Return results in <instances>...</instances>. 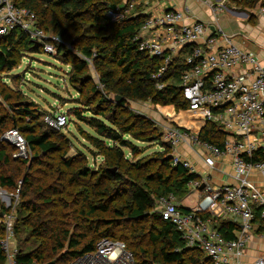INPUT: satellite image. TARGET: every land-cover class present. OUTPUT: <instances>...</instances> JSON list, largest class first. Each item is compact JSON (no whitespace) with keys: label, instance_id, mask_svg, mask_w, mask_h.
I'll return each mask as SVG.
<instances>
[{"label":"trees","instance_id":"obj_1","mask_svg":"<svg viewBox=\"0 0 264 264\" xmlns=\"http://www.w3.org/2000/svg\"><path fill=\"white\" fill-rule=\"evenodd\" d=\"M129 1L14 0L16 5L34 11L37 26L91 59L104 91L99 92L96 82L88 84L89 63L55 42L56 55L69 67L68 81L80 95L75 101L78 105L69 112L93 128L94 134L84 133L94 154L102 158L93 165L81 151L68 154V139L42 121V110L22 92L0 82V98L5 102L0 101V187L8 192L18 189L13 221L18 264H45L52 259L54 264H68L77 255L93 250L101 237L122 240L133 253L135 264H213L200 248L185 245L175 225L161 217L156 204L160 196L169 193L177 200L188 194V182L198 175L171 164V146L161 140L155 122L133 111L127 102L147 100L172 105L175 112L186 111L188 102L181 93L180 75L186 68L181 53L187 49L153 77L163 58L138 50L133 40L146 17L135 14L140 6L134 5L130 19L111 21L106 17L107 9ZM257 1L235 2L249 8ZM260 4L264 6V0ZM40 50L33 47L24 31L11 30L0 45V80L2 73L20 64L24 53ZM156 82L164 85L157 88ZM85 110L89 117L83 114ZM9 128H16L24 137L29 158L13 156L16 147L1 138ZM224 134L217 122L206 120L197 137L222 148ZM129 138L156 142L161 148L139 155V146ZM244 157L264 160L260 150ZM254 212L253 232H264L260 208L254 207ZM214 219L226 238L233 237L237 227L233 222L225 217Z\"/></svg>","mask_w":264,"mask_h":264},{"label":"built area","instance_id":"obj_2","mask_svg":"<svg viewBox=\"0 0 264 264\" xmlns=\"http://www.w3.org/2000/svg\"><path fill=\"white\" fill-rule=\"evenodd\" d=\"M204 2L209 5L215 20L217 14L226 8L225 0ZM134 5V0L116 5L107 9L106 17L111 21L124 19L133 15ZM254 6L264 15L260 0ZM190 13V8L183 5L148 14L134 33L133 40L138 50L163 58V64L153 77L163 73L167 63L183 48L187 49L183 54L186 68L180 75L181 93L188 102L187 111H200L204 121L217 122L226 133L224 145L220 148L202 141L197 132L187 126L169 122H159L161 138L170 144L172 151L178 143L187 139L200 145L211 154L204 156V162L210 167L214 164L213 157L223 152L230 153L232 176L236 181L213 186L199 178L190 180L187 184L190 189L204 183L202 194L191 208H180L176 197L169 193L156 200L157 209L164 220L175 225L186 246L200 248L213 264H242L244 248L254 228V207H259L264 217V190L249 179V172L253 169L264 172V160L249 161L244 157L256 150H260L264 157V65L219 25L213 33H208L202 21L181 23ZM15 28L24 31L32 42H38L40 51L55 56V42H60L92 67L91 59L81 55L68 41L37 26L33 10L16 5L14 0H0V45ZM163 85L156 82L157 88ZM41 119L47 126L60 130L67 125L69 117L66 110L56 108L42 112ZM257 128H262V137L258 139L254 137ZM1 138L16 147L13 156L30 157L27 143L16 128L5 130ZM171 164H180L189 172L195 171L191 161L176 151L171 154ZM18 199V189L8 192L0 187V225L3 229L0 237L3 258L0 264H18L13 228ZM217 217H225L237 226L233 237L226 238L217 228L214 219ZM68 264L135 263L133 253L122 240L101 237L93 250L77 255ZM250 264H264V256L255 257Z\"/></svg>","mask_w":264,"mask_h":264},{"label":"rangeland","instance_id":"obj_3","mask_svg":"<svg viewBox=\"0 0 264 264\" xmlns=\"http://www.w3.org/2000/svg\"><path fill=\"white\" fill-rule=\"evenodd\" d=\"M235 1L236 0H225L226 8H223V11L219 16V24L221 25L222 30L227 33L233 32L236 29L235 23L231 21L235 19L236 16L230 14L228 12L229 9H227L231 7L235 10H240L238 8L240 5ZM225 15L228 17L226 18ZM64 61L65 60L60 55L53 56L52 54L43 51H28L27 53H24L23 57H21V62L16 68L1 74L0 82H5L7 86L13 90H19L22 92L26 99L33 101L36 104V107L41 110L52 111L56 108L66 110L69 116L67 125L63 129L55 130L68 139L69 148L67 153L74 154L81 151L85 154L87 161L90 164L96 165L102 161V158L99 155L94 154V148L84 137L85 132L94 134L93 128L85 121L77 118L69 112L70 107L78 105L75 101L76 98L79 99L80 95L77 93L75 86L68 81V66ZM88 73L91 78V81L88 84L96 82L98 84L97 87L99 92L103 93V87L98 83V77L94 72L93 67H89ZM107 95L109 96V94ZM0 101L5 103L1 98ZM127 102L133 111L139 112L141 110H146V112L152 116L153 121L158 123L156 127L160 132L162 128L159 125V122H169L177 126H184L172 122L163 115H160L158 112L159 110L153 105V103L147 102V100H127ZM83 114L86 117L90 116V112L87 110L83 111ZM195 115L196 114L192 111H182L181 117L184 120L183 123H194V127H200L201 122H203V124L205 123L201 116L196 117ZM131 140L139 146L141 150L139 155H150L161 148L160 144L156 142ZM124 149L125 152L128 151V149ZM195 198L196 195L193 193L190 200H195ZM251 235H253V232L250 233V236Z\"/></svg>","mask_w":264,"mask_h":264},{"label":"crops","instance_id":"obj_4","mask_svg":"<svg viewBox=\"0 0 264 264\" xmlns=\"http://www.w3.org/2000/svg\"><path fill=\"white\" fill-rule=\"evenodd\" d=\"M136 5L140 7L136 10L135 14L141 13L144 16L159 13L165 9L180 8L183 5H187L190 8L191 13L190 15H186L181 20V23L190 24L195 20L202 21L207 26L208 33H213L217 25L221 27L219 24V16L223 10L217 14V19L215 20L209 5L205 3L204 0H135V6ZM238 8L240 10H235L231 7L227 8L229 9L228 12L230 14L236 16L235 19L231 20L235 23L236 29L233 32L226 33L232 34L233 39L237 44H239L244 50L251 52L258 61L264 65V15L254 6L249 8L240 6ZM225 17L227 18L228 16L225 15ZM181 56L183 57V53H181ZM153 105L159 110L158 112L160 115H163L172 122L187 126L194 132H198L203 126V122H201L200 127H194V123H183L184 120L181 117L182 111L175 112L172 105ZM45 111L46 110H42V112ZM139 112L152 119V116L148 114L146 110H141ZM193 113L196 114V117L201 115L200 111H194ZM254 137L256 139L262 137V128H257L254 131ZM225 138L226 133L224 134L223 139L225 140ZM173 151L178 152L181 156L191 161L195 168L194 172L198 175L199 179L210 185L217 186L223 183H233L236 181L232 176L233 165L232 155L230 153L223 152L219 156L213 157L214 164L210 167L204 162V156H211V154L207 150H204L200 145L190 142L188 139L178 143ZM173 151L171 149L170 154H172ZM249 179L264 190V172L253 169L249 172ZM193 193H195L196 198L191 201L190 197ZM201 194L202 189H199V187L196 189L193 188L190 189L188 194L178 200L176 199V201L179 205L191 208ZM235 231L236 227L233 229V233ZM257 256H264V232H253V235L250 236L244 248L241 262L242 264H250Z\"/></svg>","mask_w":264,"mask_h":264},{"label":"water","instance_id":"obj_5","mask_svg":"<svg viewBox=\"0 0 264 264\" xmlns=\"http://www.w3.org/2000/svg\"><path fill=\"white\" fill-rule=\"evenodd\" d=\"M132 17H133V15H129L127 18L130 19ZM32 44H33V47L34 48H38L39 47V43L38 42L33 41ZM115 98L117 100H120L121 99L120 96H115ZM21 102H25V104H27L28 101H21ZM21 102H18V103H15V104H20ZM203 186H204V183H201V185L199 186V189H203ZM54 263H55V260L52 259V260L46 262L45 264H54Z\"/></svg>","mask_w":264,"mask_h":264}]
</instances>
